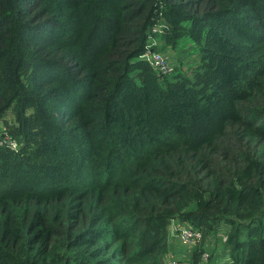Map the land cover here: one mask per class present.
I'll return each mask as SVG.
<instances>
[{"label": "trees", "instance_id": "1", "mask_svg": "<svg viewBox=\"0 0 264 264\" xmlns=\"http://www.w3.org/2000/svg\"><path fill=\"white\" fill-rule=\"evenodd\" d=\"M1 119L0 264H160L177 217L264 264V0H0Z\"/></svg>", "mask_w": 264, "mask_h": 264}, {"label": "rangeland", "instance_id": "2", "mask_svg": "<svg viewBox=\"0 0 264 264\" xmlns=\"http://www.w3.org/2000/svg\"><path fill=\"white\" fill-rule=\"evenodd\" d=\"M152 41L157 45L160 51L164 52L169 61V66L171 67L170 71L172 70H179L181 72L187 73L188 75L192 74L191 67L196 64V57H195V49L191 45L190 40L188 38H182L178 41L176 46L171 45H164L160 39L159 35H154L152 38ZM168 71V72H170ZM5 120L8 122H12L13 115L11 110H8L7 114L5 115ZM4 119L0 120V129L4 128ZM8 134V132H6ZM242 140H237L236 143H242L243 146H245V143ZM229 143V140H228ZM189 224L190 222L187 220H182L179 217L172 218L167 226V236H166V242L168 245L167 250H165L163 253L159 255V262L160 264H180L181 262L186 261V258H188L191 254V252L195 248H201L203 246L206 247L205 251H208L209 253L211 251H215L216 254L212 257L209 256L208 260L206 261L207 264H223L225 263L226 258L224 256H221L222 248L224 241L221 239L222 235L225 234L227 226L222 225L219 229V232L216 234L213 233H207L205 235V238L203 237L200 241L195 243L191 247L187 246H180L177 244L174 240L175 235L173 230L174 224ZM191 225V223L189 224ZM192 227H195L192 225ZM203 233V232H202ZM209 241H212V244L207 245L206 243ZM171 255H175V257L178 259V263H176L177 260L173 262V257ZM216 259L218 261L215 263ZM186 264V262H185Z\"/></svg>", "mask_w": 264, "mask_h": 264}, {"label": "built area", "instance_id": "3", "mask_svg": "<svg viewBox=\"0 0 264 264\" xmlns=\"http://www.w3.org/2000/svg\"><path fill=\"white\" fill-rule=\"evenodd\" d=\"M142 56L157 71L168 72L171 69V67L169 66L167 55L158 49L150 48L146 50ZM4 144L10 146L13 149H16L19 146L20 141L12 137L11 135L7 134L6 132H4L2 136H0V146ZM189 224L182 223V224L173 225V230H174L173 234L175 235L174 240L180 246L191 247L204 237L202 231L199 228L192 227V224L191 225ZM171 256L173 257V262L177 260L176 263H178V259L175 257V255H171ZM208 257H209V252L203 251L200 259L197 261L196 264H207L206 261L208 260ZM189 261H190V256L186 258V261L181 262L180 264H185V262L187 264L189 263Z\"/></svg>", "mask_w": 264, "mask_h": 264}, {"label": "crops", "instance_id": "4", "mask_svg": "<svg viewBox=\"0 0 264 264\" xmlns=\"http://www.w3.org/2000/svg\"><path fill=\"white\" fill-rule=\"evenodd\" d=\"M217 261H218V259H216L215 263H216ZM219 264H221V262H220ZM223 264H224V262H223Z\"/></svg>", "mask_w": 264, "mask_h": 264}]
</instances>
